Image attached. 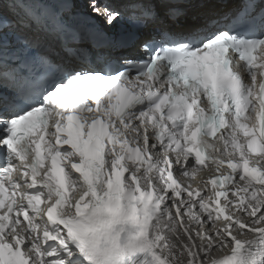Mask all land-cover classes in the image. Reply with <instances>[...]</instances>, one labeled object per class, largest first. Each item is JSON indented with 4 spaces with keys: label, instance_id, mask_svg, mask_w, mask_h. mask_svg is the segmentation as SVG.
<instances>
[{
    "label": "snow or ice",
    "instance_id": "snow-or-ice-1",
    "mask_svg": "<svg viewBox=\"0 0 264 264\" xmlns=\"http://www.w3.org/2000/svg\"><path fill=\"white\" fill-rule=\"evenodd\" d=\"M74 15L0 0V264H264V0L162 30L142 58L57 61L40 34Z\"/></svg>",
    "mask_w": 264,
    "mask_h": 264
},
{
    "label": "bare ground",
    "instance_id": "bare-ground-1",
    "mask_svg": "<svg viewBox=\"0 0 264 264\" xmlns=\"http://www.w3.org/2000/svg\"><path fill=\"white\" fill-rule=\"evenodd\" d=\"M216 8L214 11L219 10L222 6L218 5L215 0H203L202 3L196 2L191 5L184 18V25L178 30H191L194 27L201 26V17L210 12L212 7ZM233 7V4H228L227 9ZM195 18V19H194Z\"/></svg>",
    "mask_w": 264,
    "mask_h": 264
}]
</instances>
